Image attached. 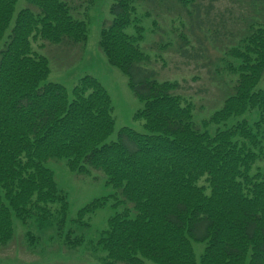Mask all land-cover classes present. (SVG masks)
<instances>
[{
  "label": "trees",
  "instance_id": "obj_1",
  "mask_svg": "<svg viewBox=\"0 0 264 264\" xmlns=\"http://www.w3.org/2000/svg\"><path fill=\"white\" fill-rule=\"evenodd\" d=\"M17 1L0 0V246L15 237L14 216L63 230L70 204L46 162L64 158L78 174L102 171L125 205L94 245L96 254L104 253L94 254L101 264H145V258L159 264H264V169L258 165L252 172L264 162V89L258 87L264 22L246 19L236 41L223 48L224 70L236 76L233 91L199 122L195 103L179 91L181 83L160 79L152 68V55L141 45L151 11L140 7L194 13L204 0H113L99 47L143 102L135 118L144 120L146 131L124 126L107 141L115 117L103 83L85 74L71 99L63 83L45 82L50 59L32 44L43 39L63 48L85 45L89 27L82 16L94 0H28L36 9L23 8L15 17ZM206 1L211 7L224 0ZM248 2L264 10V0ZM181 49L187 54V46ZM254 110V122L244 118L209 129ZM109 199L94 198L71 221L88 227ZM75 231L65 236L71 249L85 242ZM27 239L37 237L29 233ZM194 242L205 243L200 260Z\"/></svg>",
  "mask_w": 264,
  "mask_h": 264
},
{
  "label": "rangeland",
  "instance_id": "obj_2",
  "mask_svg": "<svg viewBox=\"0 0 264 264\" xmlns=\"http://www.w3.org/2000/svg\"><path fill=\"white\" fill-rule=\"evenodd\" d=\"M66 1L74 5L83 0ZM112 2L94 0L86 17L82 16L88 21L89 32L87 42L79 45L78 49L63 48L43 39L32 43L36 51L50 59L51 73L45 82L63 83L71 99L74 97L73 87L83 75L92 74L103 83L112 97L115 117V129L107 141L117 139L119 130L124 126L146 131L144 120L135 118L143 102L134 94L129 77L111 65L99 47L102 26L113 17L110 12ZM201 2L200 11L196 9L194 13L187 10L170 12L166 9L156 12L146 3L140 7L142 13L151 11V16L144 18L146 33L141 45L152 55V68L158 71L160 79H177L181 83L179 91L195 103V118L199 122L221 108L224 99L233 91L236 76L224 70L221 61L223 48L236 41L237 33L239 35V31L246 27L251 16L264 22V10L254 9L248 0H224L211 7L206 0ZM26 7L36 9L28 0H18L14 16ZM84 10L83 6L82 12ZM42 44L43 48L40 47ZM183 45L188 47L187 54L181 52ZM258 87L264 89V77ZM244 118L254 122L258 119V111L232 117L209 129L224 128ZM46 165L54 171L59 187L67 193L70 204L67 223L63 230L58 226L41 229L33 220L25 224L14 216L15 237L8 245L0 246V264H101L102 261L100 263L94 256L99 233L107 226L111 216L125 208L124 204L118 203L120 195L117 189L106 183L102 171L93 170L90 175L78 174L68 168L64 158L49 159ZM258 165L264 169V162H259L252 172ZM102 196H110V199L105 207L91 215L88 227L71 221L83 206ZM70 228H75V234L85 236V242L78 249H71L65 244V236ZM29 233L37 239H27ZM194 248L200 260L205 243L194 242ZM98 253L104 254L102 251ZM145 264L159 263L145 258Z\"/></svg>",
  "mask_w": 264,
  "mask_h": 264
}]
</instances>
